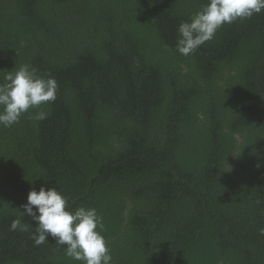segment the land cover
Instances as JSON below:
<instances>
[{
  "label": "trees",
  "instance_id": "obj_1",
  "mask_svg": "<svg viewBox=\"0 0 264 264\" xmlns=\"http://www.w3.org/2000/svg\"><path fill=\"white\" fill-rule=\"evenodd\" d=\"M206 3L0 0V83L26 64L59 85L0 127V264H80L34 244L41 186L97 209L113 264H264V12L181 55Z\"/></svg>",
  "mask_w": 264,
  "mask_h": 264
},
{
  "label": "clouds",
  "instance_id": "obj_2",
  "mask_svg": "<svg viewBox=\"0 0 264 264\" xmlns=\"http://www.w3.org/2000/svg\"><path fill=\"white\" fill-rule=\"evenodd\" d=\"M261 12L264 0H207L188 21L179 25L176 50L184 56L193 54L212 40L222 26ZM58 89L54 77L38 75V70L29 65L9 71L0 83V127H11L30 109L54 102ZM31 118L43 120L46 113L40 111ZM22 208L23 217H31L36 224L32 236L36 246L49 242L51 236L67 257L80 264H113L111 249L103 235V217L96 208H70L69 198L56 186H41L39 191L32 188ZM10 230L26 231L25 219L24 222L14 219ZM259 233L264 235V228Z\"/></svg>",
  "mask_w": 264,
  "mask_h": 264
}]
</instances>
